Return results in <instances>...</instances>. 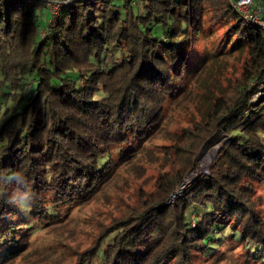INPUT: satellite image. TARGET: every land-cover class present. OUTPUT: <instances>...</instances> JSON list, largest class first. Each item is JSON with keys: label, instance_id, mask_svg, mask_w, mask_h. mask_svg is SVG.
Instances as JSON below:
<instances>
[{"label": "trees", "instance_id": "16d2710c", "mask_svg": "<svg viewBox=\"0 0 264 264\" xmlns=\"http://www.w3.org/2000/svg\"><path fill=\"white\" fill-rule=\"evenodd\" d=\"M47 8L45 0H0V263L24 250L27 216L51 225L92 199L159 131L199 70L243 54L237 82L208 94L200 118L164 145L171 167L155 193L72 250L67 264H194L213 243L264 251L254 189L264 183L263 30L228 0H124L122 10L73 0L45 25ZM217 133L224 140L208 174L167 204ZM14 173L24 182L9 180ZM18 192L33 195L30 210L11 202Z\"/></svg>", "mask_w": 264, "mask_h": 264}, {"label": "rangeland", "instance_id": "374dc122", "mask_svg": "<svg viewBox=\"0 0 264 264\" xmlns=\"http://www.w3.org/2000/svg\"><path fill=\"white\" fill-rule=\"evenodd\" d=\"M124 0H108L110 7L123 9ZM48 5L44 10L43 24H48V17L56 8ZM136 8V4H133ZM43 27H46V26ZM222 28H215V34L221 35ZM42 33L44 30L42 29ZM220 37V36H219ZM203 47V41L199 44ZM215 45H212V48ZM200 50L194 52L198 57ZM243 55H226L218 64L210 65L199 70L196 74L194 86L179 99L169 104L167 117L162 122L158 132L143 142L132 157L124 165H121L112 179L92 199L73 208L64 210V217L51 225H39L35 220L27 216L21 225L29 227L26 232L25 248L13 259L0 264H67L72 262L74 254L72 250H81L88 247L99 230L110 223L114 218L128 215L135 206L140 196L154 194L157 181L164 173H169L171 160L164 157V145L177 143L178 134L182 128L190 126L199 119L203 110V102L207 101L208 94L219 92L229 83L237 82L241 72ZM254 83V82H253ZM254 94L251 100L259 96ZM0 110V121L3 114ZM264 139V134H261ZM224 140L222 134L217 133L205 143L194 156V167L165 197L167 204L174 202L191 181L199 174L207 173L210 161L214 159L221 143ZM211 152L209 158L204 156ZM176 153L170 154V159L177 160ZM179 158V157H178ZM255 193L261 194L258 203L259 213L264 215V183H254ZM127 213V214H126ZM193 218V217H192ZM195 225V220H191ZM0 236V240L2 239ZM224 250H217L215 243L206 249L205 254H198L193 258L194 264H264V251L252 244L247 249L240 250V245L226 243ZM241 251V252H240ZM232 252V254H230ZM249 252V255L246 254Z\"/></svg>", "mask_w": 264, "mask_h": 264}, {"label": "built area", "instance_id": "2783aa9c", "mask_svg": "<svg viewBox=\"0 0 264 264\" xmlns=\"http://www.w3.org/2000/svg\"><path fill=\"white\" fill-rule=\"evenodd\" d=\"M47 4L53 5L56 10L49 17V21L55 20L59 9L62 6H67L73 0H45ZM240 15L243 20L259 26L264 32V0H228Z\"/></svg>", "mask_w": 264, "mask_h": 264}, {"label": "clouds", "instance_id": "9594fccd", "mask_svg": "<svg viewBox=\"0 0 264 264\" xmlns=\"http://www.w3.org/2000/svg\"><path fill=\"white\" fill-rule=\"evenodd\" d=\"M8 179L15 180L18 184L24 182V177L20 173H14L12 176L8 177ZM11 202L21 211H28L32 206L33 195L29 192H18L12 198Z\"/></svg>", "mask_w": 264, "mask_h": 264}, {"label": "bare ground", "instance_id": "6f19581e", "mask_svg": "<svg viewBox=\"0 0 264 264\" xmlns=\"http://www.w3.org/2000/svg\"><path fill=\"white\" fill-rule=\"evenodd\" d=\"M210 155H211V152L207 153L204 157H205V158H209Z\"/></svg>", "mask_w": 264, "mask_h": 264}]
</instances>
